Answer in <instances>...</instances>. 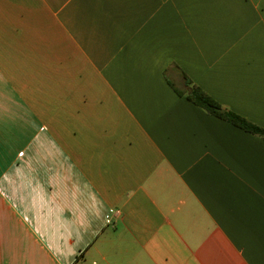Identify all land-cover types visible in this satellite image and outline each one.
I'll list each match as a JSON object with an SVG mask.
<instances>
[{
    "label": "crops",
    "instance_id": "1",
    "mask_svg": "<svg viewBox=\"0 0 264 264\" xmlns=\"http://www.w3.org/2000/svg\"><path fill=\"white\" fill-rule=\"evenodd\" d=\"M264 0H0V264H264Z\"/></svg>",
    "mask_w": 264,
    "mask_h": 264
},
{
    "label": "trees",
    "instance_id": "2",
    "mask_svg": "<svg viewBox=\"0 0 264 264\" xmlns=\"http://www.w3.org/2000/svg\"><path fill=\"white\" fill-rule=\"evenodd\" d=\"M183 78L186 87V89H184L183 91L177 89L172 83H170V85L178 94L185 95V97L189 101L201 107L203 110H205L206 113L225 120L234 126H237L251 134L264 139L263 127L252 123L243 116L231 110L224 109L218 101L212 98L197 85L192 84V82L185 75Z\"/></svg>",
    "mask_w": 264,
    "mask_h": 264
}]
</instances>
